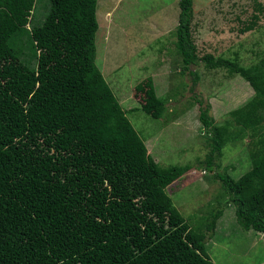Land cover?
<instances>
[{"label":"trees","instance_id":"16d2710c","mask_svg":"<svg viewBox=\"0 0 264 264\" xmlns=\"http://www.w3.org/2000/svg\"><path fill=\"white\" fill-rule=\"evenodd\" d=\"M192 5L178 0L172 32L181 72L195 86L190 67L203 63L253 90L221 123L195 98L209 147L196 167H219L229 141L250 138V167L212 177L241 228L264 234V54L248 66L200 56ZM96 8L97 0H0V264H215L205 239L223 202L196 227L173 205L165 188L194 166L162 167L148 153L95 63ZM135 90L139 108L162 117L166 98L151 77Z\"/></svg>","mask_w":264,"mask_h":264},{"label":"rangeland","instance_id":"374dc122","mask_svg":"<svg viewBox=\"0 0 264 264\" xmlns=\"http://www.w3.org/2000/svg\"><path fill=\"white\" fill-rule=\"evenodd\" d=\"M192 38L198 54L236 58L242 66L264 54V0H192ZM261 4V12L254 9ZM36 14L40 12L36 11ZM178 0H97L98 29L95 63L144 139L148 153L162 167L192 163L193 168L165 188L173 205L191 226L219 202L222 212L205 247L215 264H264V234L244 230L233 205L224 202L216 172L238 178L250 167L248 140L229 141L212 170L198 168L197 160L209 150L199 121V97L211 105L217 123L249 99L253 90L237 74L225 69L208 70L203 63L191 66L199 79L181 72V58L174 48L172 32L178 22ZM258 14L254 28L241 32ZM151 77L159 97L166 98L162 117L153 119L139 106L142 94L136 84Z\"/></svg>","mask_w":264,"mask_h":264}]
</instances>
